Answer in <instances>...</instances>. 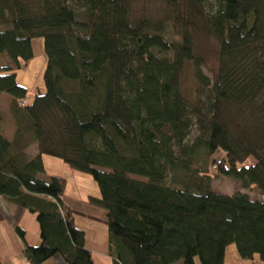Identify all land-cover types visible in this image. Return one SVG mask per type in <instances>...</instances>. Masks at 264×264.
Instances as JSON below:
<instances>
[{"label": "trees", "instance_id": "obj_1", "mask_svg": "<svg viewBox=\"0 0 264 264\" xmlns=\"http://www.w3.org/2000/svg\"><path fill=\"white\" fill-rule=\"evenodd\" d=\"M157 1L0 0V54L19 69L42 39L46 59L44 92L30 102L16 69L0 67V96L27 121L13 143L0 135V196L36 215L30 264H94L62 198L67 180L38 177L48 156L93 177L101 197L90 203L105 210L117 264H225L233 246L264 264V0H160L165 15L152 20L146 7ZM198 36L219 43L213 79ZM188 63L195 103L181 86ZM201 159L258 198L213 191Z\"/></svg>", "mask_w": 264, "mask_h": 264}, {"label": "crops", "instance_id": "obj_2", "mask_svg": "<svg viewBox=\"0 0 264 264\" xmlns=\"http://www.w3.org/2000/svg\"><path fill=\"white\" fill-rule=\"evenodd\" d=\"M34 49V48H33ZM34 57L32 61L26 63L22 62L19 66V69H16L14 63L10 61L6 54H0V67L7 68L17 71V80L21 85H24L28 88L29 100L31 101L35 94L44 92V84L42 81V76L44 74V66L41 69L43 71L39 81L37 80L38 70L34 66ZM46 59L44 60V63ZM13 102L14 99L3 93L0 96V135L3 136L9 143H13L17 137L18 126L21 125L25 127L27 121L24 120L22 114L15 116L13 114ZM5 105V106H4ZM23 130L19 133L22 134ZM31 135L28 137V133L25 132L20 140L26 142L29 140V147L26 148V152L30 158H34L38 152V145L35 142L31 141ZM63 161H57L53 157H44V167L45 173L39 174L38 177L49 182L52 176H58L55 173H48L49 168L59 167ZM62 166V165H61ZM91 198V197H90ZM90 198L85 199L83 203H90ZM76 213V219L78 225L86 230V248L92 253V261L94 264H117L116 260L113 259L111 255V249L109 248V237H108V228H106V217L104 215L95 217L86 215L85 213ZM27 212L30 211L24 210L20 207H17L12 202L5 200L0 196V264H30L25 256V249L27 247L39 246L41 244V231L39 229V224L36 220L32 219V225L29 230L25 227L23 221L27 222ZM31 213V212H30ZM32 214V213H31ZM34 215V214H32ZM80 220H85L86 222L82 225L79 224ZM16 228H20L25 232L24 241L16 232ZM31 231V232H29ZM8 240V241H7ZM45 264H67L60 257H54L44 262ZM225 264H262L257 258L253 261H243L237 253L236 246L229 247L226 252Z\"/></svg>", "mask_w": 264, "mask_h": 264}, {"label": "rangeland", "instance_id": "obj_3", "mask_svg": "<svg viewBox=\"0 0 264 264\" xmlns=\"http://www.w3.org/2000/svg\"><path fill=\"white\" fill-rule=\"evenodd\" d=\"M162 1L153 2L146 7V10L148 14H150L152 20H160L164 17L165 11H163L162 7ZM145 8L143 5L138 6L135 10L136 13H138V10H142ZM6 14L8 15V11H6ZM10 26H6L3 29H9ZM0 29L2 27L0 26ZM197 48L196 53L197 56L202 59V62L204 63L203 71L204 74H207L211 79H213L216 76V72L218 69V57H219V43L215 39L206 37V36H198L197 37ZM33 48H34V66L38 70V76L37 80L39 81L43 71L41 70L44 66V60H45V53L43 49V40L42 39H34L33 40ZM183 77L181 81V86L183 90L184 96L192 103H195V100L197 99V79L194 74V65L191 63H188L183 71ZM29 96H32V94H29ZM29 100V98H28ZM30 102V101H29ZM5 106V105H4ZM197 136V128H194L193 132L191 133L190 140L194 142L195 137ZM29 137V135H28ZM31 147V146H30ZM28 146V148H30ZM54 158V157H53ZM222 155H219L215 159H221ZM58 162L62 159L54 158ZM62 165V166H61ZM59 164V167L49 168L48 173H55L58 176L64 177L67 180V189L65 191V194L63 195L64 202L74 210H76L78 213H85L86 215L92 216L94 214L95 217L99 218V216L104 215L105 210H103L101 207H98L96 205H92L91 203H83L85 199H89L90 197L100 198V194L98 192L97 186L95 184V181L93 177L86 173H80L71 168V166H68L64 163ZM199 165L205 166L208 170H210L213 178L212 182V189L213 191L222 192L227 195H232L235 193H241V192H247L250 194L252 198H258L259 191L255 188H244L242 184L234 179L223 177L222 175H217L218 170L212 166V162L209 161L206 165L204 160L201 159L199 162ZM217 176V177H216ZM27 219L28 221L23 223L25 224V227L27 230L30 229L32 225V219L35 221V215H32L30 212H27ZM100 219V218H99ZM85 220H80L79 224H84ZM37 224V222L35 221ZM31 232V231H29ZM8 241V240H7ZM1 242V241H0ZM258 260V259H257ZM259 261V260H258Z\"/></svg>", "mask_w": 264, "mask_h": 264}]
</instances>
